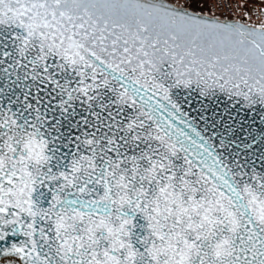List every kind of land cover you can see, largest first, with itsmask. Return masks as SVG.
Wrapping results in <instances>:
<instances>
[{"label":"snow or ice","instance_id":"6c2138e0","mask_svg":"<svg viewBox=\"0 0 264 264\" xmlns=\"http://www.w3.org/2000/svg\"><path fill=\"white\" fill-rule=\"evenodd\" d=\"M0 264H264V0H0Z\"/></svg>","mask_w":264,"mask_h":264}]
</instances>
